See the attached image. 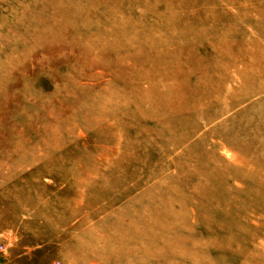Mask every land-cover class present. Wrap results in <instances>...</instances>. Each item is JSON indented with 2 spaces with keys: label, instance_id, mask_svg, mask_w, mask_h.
Returning a JSON list of instances; mask_svg holds the SVG:
<instances>
[{
  "label": "rangeland",
  "instance_id": "obj_1",
  "mask_svg": "<svg viewBox=\"0 0 264 264\" xmlns=\"http://www.w3.org/2000/svg\"><path fill=\"white\" fill-rule=\"evenodd\" d=\"M250 3H261L264 8L263 0H0V33L4 32L0 53L10 46L19 50L23 47L26 53L33 49L26 31L30 33L37 15L69 18L76 14L78 19L74 16L67 20L72 21L67 30L77 24L86 31L90 27L87 32L93 38L98 30V36L106 33V40H91L86 43L89 46L101 49L109 45H153L154 41L145 43L142 39V35H149L185 47V62L202 63L189 69L184 64L176 65L172 96L178 102L172 113L165 111L170 101L166 105L161 102L171 99V93L157 90L152 95L158 98L149 99L153 109L142 106L136 110L138 114L143 112L140 119L134 111L142 92L149 87L141 79L147 77L166 86L172 82L158 75L161 58L167 53H153L147 47L106 54L104 59L100 57L106 67L93 72L97 78L86 77L49 106L52 112L48 121L56 128L41 130V122H28L32 111L23 112L21 103L14 108L18 110L14 111L16 115L9 116L4 111L13 110L22 78L32 81L26 91L36 93L49 87L52 80L65 77L78 55L65 47L57 48L60 54L55 56L50 54L55 53L52 51L40 52L32 67L29 63L26 71L15 73L7 86L9 99L4 111H0V264L100 263L96 252L87 255L79 246L80 238L86 242L82 236L85 230L127 208L136 194L152 191L159 184L169 195L162 190L155 193L157 207L166 210L163 201L172 202L167 205L178 214L181 209L177 197L190 200L194 187L202 182L205 161L201 157L206 151H215L217 159L240 173L228 181V173L210 174L212 180L206 183L204 198L199 199L212 208L209 223L216 213L224 218L221 236L225 235L224 229L236 225L240 228L245 223L248 226L240 228L238 235L247 237L252 227L259 254L255 259L263 264L259 256H264V175L260 174L264 172V103L254 106L264 100V76L256 77L251 71L242 77L233 72L243 70L250 56L255 64L249 68L264 66V16H252L258 8ZM83 15L86 18L81 21ZM109 30L113 31L111 37ZM69 38L67 33L61 41L65 43ZM215 52L217 61L209 67ZM134 85L140 90H134ZM124 102L126 107H122ZM164 117L168 119L162 122ZM112 119L120 120L121 125ZM107 123L111 127L108 131L98 130ZM157 132L159 138L153 136ZM187 132L194 135L183 142L181 133ZM112 133L120 137L119 153ZM202 139L204 146L188 156L184 148ZM177 143L173 150L172 145ZM103 150L110 159L124 156L129 164L127 171L138 172L141 181L137 192L134 183L100 186L101 174L109 166ZM92 164L98 166V172L86 171ZM193 164L195 168L186 172L176 171ZM123 176L121 168L113 179ZM220 178L226 182L219 184ZM176 190L180 194H175ZM188 214L195 215L193 206L188 208ZM125 226L124 223L122 227ZM203 228L200 222H184L180 235L201 240L203 237L196 232ZM101 236L96 234L98 240H103ZM109 238L103 240L109 246L108 260L100 264H131L133 257L139 256V247L129 244L126 238ZM128 238L138 242L135 236ZM229 244L231 256L227 257L238 263L232 257L237 251L236 240L230 238Z\"/></svg>",
  "mask_w": 264,
  "mask_h": 264
},
{
  "label": "bare ground",
  "instance_id": "obj_2",
  "mask_svg": "<svg viewBox=\"0 0 264 264\" xmlns=\"http://www.w3.org/2000/svg\"><path fill=\"white\" fill-rule=\"evenodd\" d=\"M94 6H97V4L95 3ZM250 6H256L258 8L257 11H254V14L252 16H264V8L262 7L261 3H250ZM74 16L77 18L76 14H73L72 17L69 18L46 17L39 14L34 18L35 24L31 26L32 28L30 30V33L29 31H26V35L31 37V45L34 44L33 49L30 52L26 53L25 51L27 50H24L23 47L21 50H19L17 46H10L0 53V101L4 102V104H0V111H4V105L9 99V95L8 97H6L8 88L7 86L12 83V79L14 78L15 73L26 71L29 63L30 67H32L38 60V54L40 52L50 53V51H52L55 53L50 54H53L54 56L60 54L58 51H56V49L59 47H65L69 52L78 55L76 62L73 64L70 70H68V74L65 75V77H63L60 81L52 80L50 84H48L49 87L39 89L36 93L33 94L28 90L26 91V89L30 87L29 85L32 81L27 78H22L21 93L18 97L19 101L16 100V97H14L15 102L13 110L10 112L4 111L6 115H16L14 111L18 110L17 108H14L21 103L23 105V112L29 110L32 111L31 117H28V122H41L42 125L40 126V130L56 128V126L48 121V117L52 112L49 106L54 102H59L66 93L76 88L79 85V82L83 81L86 77L92 76L93 78H97V75L93 73L94 70H103L102 67H106L104 62L102 65L100 57L104 59L105 55L109 53L118 55L122 54V51L124 50L128 52L132 48V51H134V49L137 50V48L149 47L153 53H157L158 51H162L160 54L167 53L165 57L161 58L162 62L158 66V75L161 80L163 78H170L172 79V82L169 86H166L159 83V81H153L152 79H148L147 77L141 79L142 82L145 81L149 85L148 89L142 92L143 96L140 100H138L136 109L134 111L139 116V118L142 119L143 112L140 111L141 114H138L136 110L140 109L142 106L150 107L153 109L149 99L151 97L158 98V96L157 94L153 96L152 93H155L158 90V92L162 91L164 93H171L172 96V92L175 89L174 78L176 65L184 64L188 67V69L189 67H200L202 65V63L194 64L191 60L185 62L184 59L188 57L186 53H184L185 47L175 45L172 42L165 43V39L160 40L149 35H142V39H144L145 43L154 41L153 45L146 44L145 46L138 45L135 47L109 45L101 49L97 45H95V47L89 46L86 43L90 42L91 40L96 41L97 38L98 40H100L101 38L106 40V33L104 34V36H98V33H100V30H98V32L95 34V37L93 38V36L88 33L91 29L90 27H86L88 31L87 32L85 29L77 26V24L75 25V27H73V30H67L70 26L69 24L72 23L71 20H67L72 19ZM8 18L11 19V16H9ZM85 18L86 17L83 15L80 20L83 21ZM83 25L86 26V22H84ZM2 32L3 31H1L0 33V40L4 37ZM67 33H70V38L64 43L61 41V39L65 40ZM112 35L113 31L109 30V36L111 37ZM131 41H134V38H132ZM164 44H170V47L164 48ZM31 45L29 44V47H31ZM207 51L210 52V50ZM217 57L218 55L216 54V52L212 54V60L208 64L209 67H212L213 63L217 61ZM182 60H184L183 63ZM137 64L138 63L136 62L135 65ZM254 64L255 62L250 56L249 64L243 70H233L234 67L232 68V70L242 77H246L251 71L255 72L256 77L264 76V66L260 65V67L257 69L249 68V66H252ZM153 69L156 70L157 66L153 65ZM133 87L134 90H140L139 86L137 85H134ZM261 90L262 92H264V88H261ZM176 99L177 98L175 96H172L171 99L167 97L166 99L161 100V102L165 103L164 105L168 104V102L170 101L169 105L166 106V113H172L173 110H175L174 106H176V103L178 102V100ZM262 103H264V100L254 107H258ZM126 105L127 103L124 102L122 104V107H126ZM201 105L202 104L200 103V106ZM38 114H42V116L40 118H34ZM131 114L132 113H127L128 116H130ZM102 117L103 114L102 116H99V119H102ZM24 119L26 120L25 117ZM167 119L168 118L164 117L162 119V122ZM114 120L119 126L121 125L120 120L112 119V121ZM109 128L111 127H109L107 123L103 127H98V130L101 132H106ZM194 130H196V128H194ZM193 135L194 134H190V132H187L186 134L181 133V140L183 139V142L185 140L187 141ZM153 136H157V138L160 137L158 132L154 133ZM203 137L204 136H202L201 138ZM112 139L116 141V150L117 153H119L120 137L117 135V133H112ZM178 144L179 143L172 145V147H174L172 149L174 150L175 148H177ZM204 144L205 140L202 139L192 147H185V153L189 156L193 153V151L204 146ZM13 146H15L14 143ZM96 149L97 146H94V150ZM203 154L204 155L201 158L205 161V171L203 172L202 182L194 187L193 192H191L193 198H190V200L177 197V202L180 205L181 209L179 210L178 214L174 212V209L171 205H167V203L172 202L166 203L165 200L163 201V203H165L163 204V207L168 208L166 210H163V208L161 210L157 207V198L155 193H158L159 190H162L166 196H168L169 193L167 192V189H163L162 184L155 185L152 187L154 189L152 191L148 189L143 191L142 195L136 194V196L133 197L132 200H130L127 208L120 209L116 213L108 215L100 224L94 227L87 228L85 230V233L82 235L83 237L85 235L86 242L84 238H80L79 246L84 249L87 255L94 254V252H96V257L100 263L106 262V260H108L109 246L107 242L103 240H109L110 236L111 238H126L129 244L132 243V245H136L139 247L140 254L139 256L133 257L131 264H136L138 262L139 264H153L158 262H161V264H261L260 261L257 262V260L255 259L259 254H256L258 250L257 245L255 244L256 231L252 227L248 231L247 237H241L238 235L241 229L248 226L245 223L240 226L241 229L237 225L234 227H229V230L224 229L225 235L221 236V233L223 231L221 230V227H223L226 223L224 222V218L216 213L211 219L213 222L209 223V217L212 214V208L208 204L200 203L199 199L204 198H201L204 195L203 191L206 187H208L209 181L212 180L210 174L228 173V181L229 178L239 175L240 173H238L233 168L230 169V166L228 164L217 159L215 156V151H206ZM102 155L105 156V159L109 166L105 167L104 173L101 174V179L99 180L100 186L121 187L125 184L134 183L135 192H137L140 187L141 177L138 172L133 171L132 173H129V171H127L129 164L124 159V156L120 158L110 159V156L106 154L104 150L102 151ZM112 155H115V153H113ZM262 166L264 167V163L262 164ZM121 168L124 169L123 178L114 180L113 177L115 175V171ZM190 168H195V165L193 164L191 166L178 167L176 171L186 172ZM97 169L98 166L96 164H92L87 166L86 171L94 173L98 172ZM194 172L196 174L198 171L194 170ZM70 173L73 172L70 171ZM260 174L264 175V172ZM224 181L225 178H220L219 184ZM175 182L180 186L185 185L182 182ZM207 182L208 184H206ZM175 194H180L179 190H176ZM238 194L241 193L238 192ZM181 199L183 200L182 203L180 202ZM145 203L148 204L145 205ZM190 206H193L195 209L194 216H190L188 214V208ZM169 210L174 213H170ZM241 212L243 214L242 209ZM204 221L207 222L206 225ZM184 222L202 223L204 228L201 229L200 233L196 232V235H201L203 238L201 240H198L197 238L195 239L193 237H181L180 227L184 224ZM124 223L126 226L122 227ZM96 234L103 235L100 237L103 240H98V238H96ZM129 235L135 236L138 242L135 243L133 239L130 240L128 238ZM230 238L236 240L237 251L232 253V257L238 263H233V261L228 258L229 256H231V246L229 244ZM84 242L86 245L84 244ZM261 246L264 247V244ZM222 249H225V253L222 252ZM259 259L264 261V256L260 255ZM93 264L95 263L93 262Z\"/></svg>",
  "mask_w": 264,
  "mask_h": 264
}]
</instances>
